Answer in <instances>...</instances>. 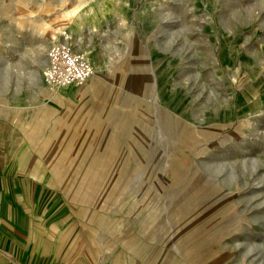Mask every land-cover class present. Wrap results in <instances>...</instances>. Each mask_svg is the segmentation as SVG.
<instances>
[{
  "label": "rangeland",
  "instance_id": "rangeland-1",
  "mask_svg": "<svg viewBox=\"0 0 264 264\" xmlns=\"http://www.w3.org/2000/svg\"><path fill=\"white\" fill-rule=\"evenodd\" d=\"M103 1L0 0V121L63 201L47 248L61 264H264V0ZM59 30L90 88L45 81L34 59Z\"/></svg>",
  "mask_w": 264,
  "mask_h": 264
},
{
  "label": "crops",
  "instance_id": "crops-1",
  "mask_svg": "<svg viewBox=\"0 0 264 264\" xmlns=\"http://www.w3.org/2000/svg\"><path fill=\"white\" fill-rule=\"evenodd\" d=\"M10 124L0 121V264H61L46 244L63 201L25 171Z\"/></svg>",
  "mask_w": 264,
  "mask_h": 264
},
{
  "label": "built area",
  "instance_id": "built-area-1",
  "mask_svg": "<svg viewBox=\"0 0 264 264\" xmlns=\"http://www.w3.org/2000/svg\"><path fill=\"white\" fill-rule=\"evenodd\" d=\"M45 81L56 87L80 85L93 71L87 55L75 50L68 42L53 41L46 51Z\"/></svg>",
  "mask_w": 264,
  "mask_h": 264
},
{
  "label": "bare ground",
  "instance_id": "bare-ground-1",
  "mask_svg": "<svg viewBox=\"0 0 264 264\" xmlns=\"http://www.w3.org/2000/svg\"><path fill=\"white\" fill-rule=\"evenodd\" d=\"M101 1H102V4H104V1L103 0H101ZM96 7H97V5L96 6H92V7L88 8V11L89 12H92V11L95 10ZM75 9L76 8L70 9L67 12V15H70L72 13H75ZM50 34H52L50 36V38L52 39V41H55L56 40L55 34H60V36L63 37V39H64L65 42H69V41L66 40V38H68V37H65V33L62 30H59L58 32L52 31ZM48 42H49L48 39H46V40L43 39V42L40 44L41 46L39 45L40 47L37 50L38 51L45 50ZM77 49L80 50L81 48H77ZM34 60L40 65V67L41 66L43 67V65H45V63L47 62L46 54H42L41 55L39 53L38 54L36 53V57H35ZM37 71L39 72V70H37ZM88 78H89V80H91L93 82V81H96L99 78V75L97 74V72H95V73H93V75L91 74ZM89 80L87 79V82ZM91 81H89L88 83H86L83 88H85V89L90 88Z\"/></svg>",
  "mask_w": 264,
  "mask_h": 264
}]
</instances>
